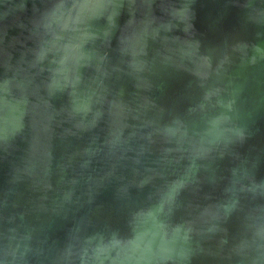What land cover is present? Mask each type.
Segmentation results:
<instances>
[{
  "label": "water",
  "instance_id": "water-1",
  "mask_svg": "<svg viewBox=\"0 0 264 264\" xmlns=\"http://www.w3.org/2000/svg\"><path fill=\"white\" fill-rule=\"evenodd\" d=\"M0 264H264V0H0Z\"/></svg>",
  "mask_w": 264,
  "mask_h": 264
}]
</instances>
